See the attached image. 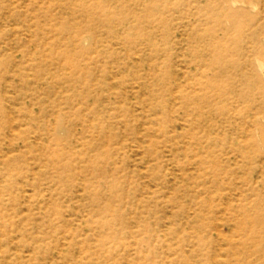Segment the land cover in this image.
I'll list each match as a JSON object with an SVG mask.
<instances>
[{
    "label": "rangeland",
    "instance_id": "obj_1",
    "mask_svg": "<svg viewBox=\"0 0 264 264\" xmlns=\"http://www.w3.org/2000/svg\"><path fill=\"white\" fill-rule=\"evenodd\" d=\"M0 264H264V0H0Z\"/></svg>",
    "mask_w": 264,
    "mask_h": 264
},
{
    "label": "bare ground",
    "instance_id": "obj_2",
    "mask_svg": "<svg viewBox=\"0 0 264 264\" xmlns=\"http://www.w3.org/2000/svg\"><path fill=\"white\" fill-rule=\"evenodd\" d=\"M125 46V45H124ZM113 47V46H112ZM63 71V70H62ZM175 87V86H174ZM176 88V87H175ZM193 98V97H192ZM181 123V122H180ZM237 155V154H236ZM215 221V220H214ZM217 224V223H216ZM223 229V228H222ZM220 230V229H219ZM223 232V231H222Z\"/></svg>",
    "mask_w": 264,
    "mask_h": 264
}]
</instances>
